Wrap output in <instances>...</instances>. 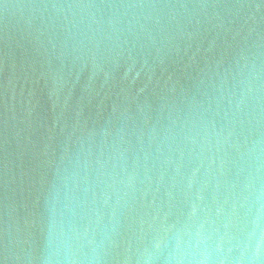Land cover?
<instances>
[{"label": "water", "instance_id": "water-1", "mask_svg": "<svg viewBox=\"0 0 264 264\" xmlns=\"http://www.w3.org/2000/svg\"><path fill=\"white\" fill-rule=\"evenodd\" d=\"M0 264H264V0H0Z\"/></svg>", "mask_w": 264, "mask_h": 264}]
</instances>
